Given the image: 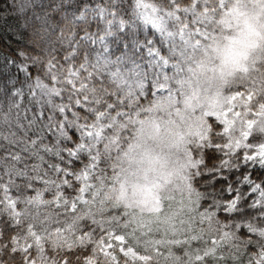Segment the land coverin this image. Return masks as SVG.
<instances>
[{"label":"snow or ice","instance_id":"6c2138e0","mask_svg":"<svg viewBox=\"0 0 264 264\" xmlns=\"http://www.w3.org/2000/svg\"><path fill=\"white\" fill-rule=\"evenodd\" d=\"M253 9L247 12L242 0L231 6L228 0H167L165 4L130 0L127 5L116 0L93 9L96 31L88 23V10L76 8L74 19L84 25L79 33L62 29L57 34L54 28H44L38 35L40 54L19 49L6 58L23 78L5 77L0 88V217L7 216L0 226V264H72L73 258L77 264H245V257L246 264H264V245L256 239L257 232L264 236L258 227L264 224V189H259L252 205L260 213L255 217L257 224L250 218L221 221L215 208L201 207L198 196L174 209V197L163 195L167 177L150 179L145 172L141 183L139 174L132 172L121 179L113 164L118 187L113 185L109 199L118 214L99 222L93 218L94 228L65 227L60 219L74 216L81 205L89 204L85 197L95 187L89 181L95 179L105 154L118 150L128 123L136 122L130 109L146 96L147 83L151 82L156 98L149 111L179 104L185 83L191 85L190 78L177 79L180 87H171L172 79L185 69L177 64L175 75L169 76L166 66L171 58L151 47L141 26L150 25L168 37L194 40V48L202 40L210 41L205 55L211 52L220 58L221 73L247 72L244 61L249 53L264 47V0H253ZM224 13L229 26L232 21L237 26L230 37L215 35L217 19ZM187 71L196 76L190 66ZM196 98L195 91L184 96L185 108H192ZM228 100L224 116L246 117L243 123L249 130L252 118L264 115V91L257 89L255 80L238 86ZM77 107L85 108L87 115H81ZM175 112L179 115L180 109L176 107ZM204 116L209 129L211 116L224 130L221 114L205 112ZM154 127L159 131L158 124ZM72 128L79 133L75 147L69 145ZM244 136V145L235 152L247 148L246 159L264 161V152L249 147V132ZM207 140L190 151L194 176L199 175L201 163L197 150ZM133 148L129 145V152ZM81 161L83 167H79ZM235 204L233 200L225 210L232 212ZM72 230L79 233L73 238L74 248L69 247L59 259L47 256L45 245L53 233L59 236ZM177 248L183 256L176 254Z\"/></svg>","mask_w":264,"mask_h":264},{"label":"clouds","instance_id":"9594fccd","mask_svg":"<svg viewBox=\"0 0 264 264\" xmlns=\"http://www.w3.org/2000/svg\"><path fill=\"white\" fill-rule=\"evenodd\" d=\"M264 47H257L249 53V57L244 64L247 72L242 70H219L221 60L211 52L208 56L202 50H198L194 55L190 54V67L196 70V76L186 70L172 79L171 87L179 88L177 79H191V85H184V96H191L196 92L197 98L192 101V108H185L183 99L180 96V103L172 107L153 108L155 97L143 101L138 105H133L130 111L135 123L129 122L127 130L121 133L120 144L112 149V163L116 165L115 172L121 173V179L132 172L140 176V182L144 183L143 176L147 172L148 177H167V183L163 189V195L172 196L171 201L174 209H179L183 202L187 205L191 200L203 197V193L197 191L192 183L194 179L190 151L200 144L202 140L208 139L209 124L204 116L205 112H215L221 114L225 120L223 130L224 145L229 152L234 153L238 147L245 143V132L251 136H258L259 139L249 147H256L257 152H264V115L253 117L254 124L249 130L243 123L246 117H235L225 111L230 107L228 98L238 86H247L255 80L259 91H264ZM204 62L201 70L200 63ZM259 61V62H258ZM216 68L213 71V68ZM180 109L177 115L175 108ZM138 113V115H137ZM139 121H143L141 124ZM230 121L231 123H227ZM154 123L159 125V131L154 127ZM129 145L134 148L129 152ZM125 153H128L126 156ZM201 162V161H198ZM113 174L109 177L111 183L118 187L113 179ZM161 183H164L161 180ZM167 203V201H166ZM260 215V214H258ZM221 220L220 218H216ZM252 223L257 224L256 220ZM264 230V224H258ZM257 242L264 245V236L257 232Z\"/></svg>","mask_w":264,"mask_h":264},{"label":"trees","instance_id":"16d2710c","mask_svg":"<svg viewBox=\"0 0 264 264\" xmlns=\"http://www.w3.org/2000/svg\"><path fill=\"white\" fill-rule=\"evenodd\" d=\"M58 1L50 0L48 2L49 7ZM96 1L100 2V0ZM85 2H88V0H70L65 2V5L76 10V8H81ZM115 2L116 0H108L109 5ZM129 2L130 0H124L125 5ZM61 3L64 4V1H61ZM94 24L91 23L92 26ZM38 25V23L36 25L27 16H16L9 12L2 14L0 10V88L3 86L5 77L16 78L19 76L21 79L23 78L15 67L7 64L6 58L15 55L19 49H24L30 54H37L36 49L39 50L38 35L44 29L45 22L41 25L42 27ZM140 30L144 37L143 30ZM57 48H60V45H57ZM33 75H35V72H33ZM210 121L212 122L211 136H213L219 133L220 125L215 120ZM70 135L72 140L69 145L75 147V144L79 141V135L72 130ZM198 154L202 157V164L199 167V175L194 176L192 183L197 191L203 193L200 202L201 207L204 209L215 208L221 221L233 222L243 219L248 220L249 218L251 221L255 220V217L260 213L252 205L258 199L259 192L253 191V187L257 185L259 189H264V164L243 163L236 167H224V157L219 149L213 145L204 146V148L199 150ZM107 160L104 157V163L100 164L94 173L95 179L90 180L91 184L95 186L92 190L107 188L112 184L109 180L112 172ZM79 167H83V161H81ZM87 199L89 204L81 205L74 216H60V219L65 222V227L75 224L81 229L85 227L94 228L95 225L92 224L93 218L99 222L118 214L117 208L109 198H94L90 192ZM233 200L236 201L233 211L227 212L225 210L226 206ZM0 219H2L0 220V226H3L7 216L0 217ZM78 235L79 233L75 230L64 232L59 236L53 233L52 238L45 245L47 256L57 259L61 258L69 247L74 248L73 238ZM96 236H101L99 229L96 230ZM174 251L177 255L183 256L182 249L177 248ZM246 262L247 257H245V264ZM72 264H77L74 258L72 259Z\"/></svg>","mask_w":264,"mask_h":264},{"label":"rangeland","instance_id":"374dc122","mask_svg":"<svg viewBox=\"0 0 264 264\" xmlns=\"http://www.w3.org/2000/svg\"><path fill=\"white\" fill-rule=\"evenodd\" d=\"M50 0H2L0 2V10L2 14H5L7 12L13 13L16 16H27L29 19H31L34 23L39 24V27H42L41 25L45 23V27L43 28H54L55 32L57 34L60 33V31L63 29L65 33L71 34V33H79L81 28L84 27L83 24L75 21L74 16L78 15L76 11L70 7H67L65 5V2H68L70 0H59L57 3L52 4L49 7ZM61 1H64V4L61 3ZM105 1V2H104ZM167 0H158V3L165 4ZM235 0H228L229 6H231L232 3H234ZM97 5H103L105 7L109 6L108 0H88V2H85L83 6H81L80 10L84 11L85 9L88 10L87 12V19L88 23H95L94 26H92L91 30L96 31V25L97 21L93 15V9L96 8ZM242 7L249 13L253 12V0H242ZM228 17L226 13L221 14L220 17L217 19L216 24V31L215 35L219 37H230L236 34L237 32V26L235 24V21H232L231 26H229ZM141 29L143 30L144 37H147V39L151 42V47L156 49L157 53L165 58H171L169 64L166 66V71L169 76H174L176 73V65L179 64L180 67L186 70V67H189V61H190V54H195L198 50H202L205 53V49L208 47V45L211 43L210 41H201L200 47L194 48L193 45L195 43L194 40H182L179 35L175 37H168L165 35H161L159 32H156L151 28L150 25L148 26H141ZM170 31H175V28L170 26ZM222 43H227V40H222ZM251 47H256L257 45L252 44ZM39 50L36 49L37 54H40V46ZM68 47L67 44L64 45V48L66 49ZM59 49V48H58ZM62 54V53H61ZM215 57V54H213ZM182 74V73H181ZM243 90V89H241ZM152 86L151 82L149 81L147 83L146 87V96L142 97L141 99L143 101H146L147 99L153 98L152 95ZM166 94V92L164 93ZM76 111L80 112L81 115H87V110L83 107H77L75 109ZM240 110L237 109V112ZM69 117H71V112L68 113ZM208 119L215 120V117L209 116ZM216 121V120H215ZM220 125L218 121H216ZM254 120L252 119L251 125L253 126ZM74 131L78 135L79 133L76 131L75 128L70 129L69 131ZM223 126L220 125V131L218 134H214L211 136L212 128L210 125L209 129V138L206 142H204L197 150L196 157L201 161V163L197 166L198 169L200 165L202 164V157L200 154H198L199 150L204 148V146L207 145H213L217 147V145H221L220 147H217L220 151V153L223 155V165L224 167H236L243 163H252L254 165H261L264 164V161L261 160V158L256 157L255 159H246L245 158V152L249 151L250 149L242 148L238 150L237 152H229L227 149H225L222 145L224 144V137L222 135ZM259 139L258 136H252L250 137V141L254 143ZM255 149L256 147H251ZM107 158L109 164H110V170L113 174V153L112 150L110 153L105 154L104 156ZM113 187V184L109 185L107 188H99L97 190H92V196L94 198H109L110 191ZM254 190H258L259 187L254 186ZM88 198V195L85 197ZM123 264V263H122Z\"/></svg>","mask_w":264,"mask_h":264}]
</instances>
